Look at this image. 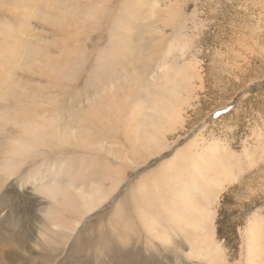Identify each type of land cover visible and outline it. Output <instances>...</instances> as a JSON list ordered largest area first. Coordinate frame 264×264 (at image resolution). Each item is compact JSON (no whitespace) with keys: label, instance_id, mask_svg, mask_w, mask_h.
<instances>
[{"label":"rangeland","instance_id":"374dc122","mask_svg":"<svg viewBox=\"0 0 264 264\" xmlns=\"http://www.w3.org/2000/svg\"><path fill=\"white\" fill-rule=\"evenodd\" d=\"M152 257L264 264V0H0V264Z\"/></svg>","mask_w":264,"mask_h":264},{"label":"bare ground","instance_id":"6f19581e","mask_svg":"<svg viewBox=\"0 0 264 264\" xmlns=\"http://www.w3.org/2000/svg\"><path fill=\"white\" fill-rule=\"evenodd\" d=\"M36 4V3H35ZM34 12V11H33ZM32 15V14H31ZM30 16V15H29ZM17 60V59H16ZM91 109V108H90ZM168 111H169V113L167 114V120L169 121V123H171V124H174V123H176V122H178V121H180L181 120V113H180V110L178 109V108H176V111L174 110V109H168ZM157 115V114H156ZM163 121V120H162ZM154 132H152L151 134H145V144L146 145H153L152 143H153V141L154 140H156L157 141V137L158 136H155L154 134H153ZM162 133V132H161ZM160 133V134H161ZM159 134V133H158ZM164 134V133H163ZM160 136V135H159ZM162 137V136H161ZM90 138V134H77V133H75V134H70L69 135V137H63V135H62V138H61V142H63L64 144H69V145H83L84 144V142L86 141V140H88ZM156 141H155V143H156ZM141 143V142H140ZM145 144H144V146H145ZM12 145V144H11ZM143 146V147H144ZM28 148V143L27 142H21L20 140H18V141H16V142H14V146H13V148H12V150H9L10 151V153H12V154H21V153H23V152H25L26 151V149ZM155 152H157V151H155ZM9 160L8 159H6V162H8ZM11 161V160H10ZM9 161V162H10ZM4 169H6L7 170V167L6 166H4ZM113 187H115L114 185H113ZM49 190V188H47L46 189V191H48ZM186 191V190H185ZM107 194L106 193H104V194H101V192H100V190L98 189V188H95V187H89L88 188V193H87V195H85L84 196V194H83V198H84V200H83V204H82V212H81V217H79V219H78V221L77 220H75V221H73V222H71L72 224H71V227H70V225H69V236L72 234L71 232H73L74 230H75V226L77 227V225H78V223L80 222V220H81V218L83 217V216H85L87 213H89V212H91L93 209H95L96 207H98L101 203H102V201L104 200V198H105V196H106ZM194 201V200H193ZM8 202L6 201V202H4L3 203V205H5V204H7ZM163 204V203H162ZM174 205H175V202L173 201V199H172V202L170 201L169 203H167V206L165 207L164 206V204L161 206V208L162 209H164V211L167 213V218H165L166 219V222H168L167 223V225L168 224H176L178 221H179V217L180 216H182L183 214H180V215H176V213L177 212H179L180 210L182 211L183 209H181V208H183L184 206L183 205H181L179 208H173L174 207ZM194 205V204H193ZM193 205H191V209L193 208ZM183 206V207H182ZM168 213H170V216H169V214ZM158 215H162V214H158ZM211 216V212H210V210L208 211V213H207V218H205V219H203V220H201V221H204V222H201V229H199V233L205 238V240H206V243H205V245H200V244H198V245H195V246H192V250H191V254H190V256L191 257H194V258H201V257H203L204 255H208L209 257L206 259V261L208 262L210 259L211 260H213V259H215V256L216 257H220L219 256V252H220V249H218L219 247L216 245L217 244V242H216V240L214 239V236H213V232L211 233V231H207V229H209V225H207L208 224V222L211 220V218H212V216ZM155 217V216H154ZM154 217H151V220L149 221V223H147V226H148V230L149 231H152L153 232V230H158V228L159 227H161V224H159V222H158V220L156 219V218H154ZM173 217H175L176 218V222H171V220L173 219ZM167 219H169L168 221H167ZM157 224H159V227H157ZM150 226V227H149ZM163 226H165V225H163ZM163 226H162V228H163ZM66 229H67V227H66ZM168 231H170V227L169 226H166V228L164 229L163 228V230H162V233H161V238H162V240H163V242L164 241H166L167 243H168V241H169V237H168ZM213 231V230H212ZM148 232V231H147ZM165 233H166V235H165ZM99 234H101L100 232H99ZM99 234H98V236H99ZM103 235V234H102ZM102 235H101V237H102ZM149 235V234H148ZM158 235H160L158 232H156V236L158 237ZM71 237V236H70ZM94 237V236H93ZM100 237V236H99ZM99 237H97L98 239H99ZM110 237V236H109ZM113 238V237H112ZM95 239V238H94ZM101 239V238H100ZM105 240V239H104ZM122 240V239H121ZM101 241H103V240H101ZM107 241H109V239H107ZM135 241V240H134ZM104 242V241H103ZM133 242V241H132ZM131 242V243H132ZM105 243V242H104ZM107 243V242H106ZM137 243V242H136ZM90 244V243H89ZM116 244V243H115ZM123 244V243H122ZM134 244V243H133ZM166 244V243H165ZM104 244H102V246H103ZM136 245V247H137V244H135ZM139 245V244H138ZM216 245V247H214ZM101 246V247H102ZM125 246H127V247H129L127 244H125ZM135 247V246H134ZM134 247H132V246H130L128 249L130 250H134ZM214 247V248H213ZM105 249L106 251H107V249H109L110 250V246H107V245H104L103 247H102V249ZM119 248H121V247H119ZM211 248H213V249H211ZM91 249V248H90ZM128 249L126 250V251H128ZM140 249V248H139ZM154 249V248H153ZM203 249H211V251L210 250H207L206 252L205 251H203ZM108 250V251H109ZM141 250V249H140ZM99 251V250H98ZM101 251V250H100ZM114 252H115V250H113ZM147 251V250H146ZM111 252V251H110ZM210 252L213 254V255H210ZM100 253V252H99ZM115 253H118V252H115ZM115 253H113L112 255H114ZM130 251H128V252H126L125 254H124V257H125V259H127L126 257H131L130 256ZM140 253V252H139ZM138 253V254H139ZM147 253H148V251H147ZM147 253H145V254H147ZM221 253V252H220ZM101 255V254H100ZM149 255V254H148ZM152 255H154V254H152ZM118 256V255H117ZM116 256V257H117ZM121 256H122V254L121 255H119V258H121ZM149 256H151V255H149ZM116 257H111V260L113 259V258H116ZM154 257V256H153ZM151 258L150 260H147L146 262H148V263H150L151 262V264H161V263H158V260L156 259V258ZM136 258L137 259H139V256H137L136 255ZM134 260H136V259H134ZM210 260V261H211ZM249 260V259H248ZM112 261H115L116 263H118L117 261H116V259H114V260H112ZM122 261V260H121ZM128 261V260H127ZM130 261V260H129ZM124 263V262H123ZM129 263V262H128ZM131 263V262H130ZM129 263V264H130ZM179 263V262H178ZM248 264H249V261L247 262ZM121 264V263H120Z\"/></svg>","mask_w":264,"mask_h":264}]
</instances>
